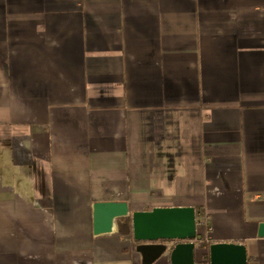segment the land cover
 Returning a JSON list of instances; mask_svg holds the SVG:
<instances>
[{
	"label": "crops",
	"instance_id": "0c3cea01",
	"mask_svg": "<svg viewBox=\"0 0 264 264\" xmlns=\"http://www.w3.org/2000/svg\"><path fill=\"white\" fill-rule=\"evenodd\" d=\"M101 202L264 264V0H0V264H142Z\"/></svg>",
	"mask_w": 264,
	"mask_h": 264
},
{
	"label": "water",
	"instance_id": "95a60500",
	"mask_svg": "<svg viewBox=\"0 0 264 264\" xmlns=\"http://www.w3.org/2000/svg\"><path fill=\"white\" fill-rule=\"evenodd\" d=\"M92 208L94 235L111 233L118 219L128 217L125 202L95 203ZM129 217L131 236L142 264H152L164 254L170 264H247L245 247L226 243L211 244L208 261L195 262L196 217L192 207H154L133 212ZM258 235L264 237V223L259 224Z\"/></svg>",
	"mask_w": 264,
	"mask_h": 264
},
{
	"label": "trees",
	"instance_id": "16d2710c",
	"mask_svg": "<svg viewBox=\"0 0 264 264\" xmlns=\"http://www.w3.org/2000/svg\"><path fill=\"white\" fill-rule=\"evenodd\" d=\"M118 233L121 236L132 235L131 217L120 218L116 221Z\"/></svg>",
	"mask_w": 264,
	"mask_h": 264
},
{
	"label": "built area",
	"instance_id": "2783aa9c",
	"mask_svg": "<svg viewBox=\"0 0 264 264\" xmlns=\"http://www.w3.org/2000/svg\"><path fill=\"white\" fill-rule=\"evenodd\" d=\"M157 242H161V241H157ZM175 242H169V245H172V244H174Z\"/></svg>",
	"mask_w": 264,
	"mask_h": 264
}]
</instances>
